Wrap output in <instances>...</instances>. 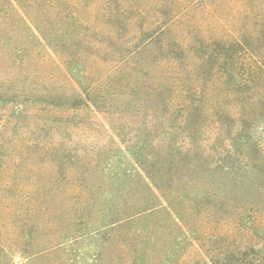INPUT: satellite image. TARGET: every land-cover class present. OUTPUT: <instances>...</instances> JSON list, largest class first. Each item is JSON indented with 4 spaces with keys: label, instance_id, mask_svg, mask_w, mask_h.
<instances>
[{
    "label": "trees",
    "instance_id": "trees-1",
    "mask_svg": "<svg viewBox=\"0 0 264 264\" xmlns=\"http://www.w3.org/2000/svg\"><path fill=\"white\" fill-rule=\"evenodd\" d=\"M222 4L241 11L222 16ZM39 43L70 82L31 66ZM91 109L117 142L76 155L67 120ZM34 144L70 168L69 193L87 200L67 234L38 250L12 220L23 209L0 200V264H32L90 228V264H264V0H0L1 180ZM116 151L137 169L112 165ZM39 171L61 178L50 164Z\"/></svg>",
    "mask_w": 264,
    "mask_h": 264
},
{
    "label": "rangeland",
    "instance_id": "rangeland-1",
    "mask_svg": "<svg viewBox=\"0 0 264 264\" xmlns=\"http://www.w3.org/2000/svg\"><path fill=\"white\" fill-rule=\"evenodd\" d=\"M215 1L216 0H214V2ZM245 1L249 2L250 0ZM216 7L219 9V13L222 16H226L227 12H232L234 14L235 11H241V5L236 8L229 6V4L217 5ZM242 18L243 16L241 17V15L240 18H238V23L240 25L242 23ZM34 46L41 62L36 63L33 61L31 66L41 70V75H50L54 80L70 82L60 61L59 54L53 52L45 44L39 43ZM57 120L60 121L61 118L58 117ZM71 120V117L67 120V126L69 129L68 132L71 134V142L66 145L69 149L73 148L76 155L84 152L85 150L95 152L102 151L109 146L111 147V145L114 146V142H117L115 135L110 130L107 116L101 112H96L94 109L84 110L77 115L76 123L75 121L71 122ZM65 123L66 122H64V124ZM76 124H78V131H76L77 133H74L73 128H76ZM6 130L8 131V129ZM53 133L54 130L49 133L50 137L47 138L48 142L53 137ZM39 134L40 133H37V135ZM17 139H19V150L23 153L24 148H27V142L24 141L25 136L22 131H19V129L17 131ZM40 148V145L37 144H34L33 147L29 146L28 149H30L31 155L28 159L21 160L24 165H22V168L17 174L13 173L11 175L14 178L6 182L5 180L0 179L1 202H3V204L5 202V205L9 206V202L13 199L17 202L18 208L20 206L23 209V212L19 213L20 217L17 218L14 216L12 220L14 222L20 219L24 220L25 224L23 229L25 234L28 235V237L33 234L34 236L39 237V242L41 241V243L36 250H38V248L42 249L44 247H50V239L53 238L54 242L57 239L59 240V237L65 230L67 234V228H70V214H73L72 211H74V208L78 207V204H82L87 200L83 191H78L73 195L69 193L71 188H75V184H73L72 180L69 181L67 178L64 179L63 176L71 174L70 168L65 164L63 165V161L51 163L53 158L50 159L51 157L44 156L42 158L39 154ZM110 154V157L113 160L112 165L114 164V166L127 168L129 170L137 169L128 155H124L123 153L117 151L116 153L112 152ZM16 156L17 154H15V156H10L11 161L14 160ZM8 163L5 162L4 167H0V170L7 171ZM28 163H31V165L33 164L35 168L30 170L25 168L24 166H28ZM44 164L55 166L61 178L52 179L48 175H41V171L39 170L42 166H44ZM120 179L123 181V176ZM109 180V184L114 183V178H110ZM115 181L118 182V178H116ZM110 189L111 187H109L108 190ZM60 191H62V193H60ZM63 199L65 202H62ZM47 208H50V215L46 213ZM27 210L32 211L27 212ZM60 212L63 213L61 219L58 217ZM105 214L106 208L104 211L99 212L97 216L101 217L102 220ZM3 216L6 217V214L4 211L0 210V217L3 218ZM163 218L167 221V223L170 221L174 222V220H172L173 218L169 214H163ZM5 220L7 221L8 219ZM101 220L96 218V222H98L96 224L102 225L103 223ZM53 222H56L59 226ZM103 222H107V220ZM33 224H39V227L35 229L34 226H32ZM12 225L15 227V224ZM87 232H89L90 237H83L82 241L76 244L66 241L64 244L60 245L61 247L59 249L47 253L46 256H40L37 260H34L32 264H90V257L92 255V251L95 249L94 242L96 238L93 237V234L95 233L94 229L90 228ZM0 233L4 234L5 230L1 228ZM14 264L23 263L17 257ZM104 264L109 263L107 261Z\"/></svg>",
    "mask_w": 264,
    "mask_h": 264
}]
</instances>
